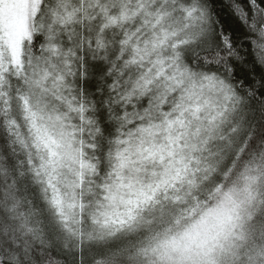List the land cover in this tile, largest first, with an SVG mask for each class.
I'll use <instances>...</instances> for the list:
<instances>
[{
  "label": "snow or ice",
  "instance_id": "obj_1",
  "mask_svg": "<svg viewBox=\"0 0 264 264\" xmlns=\"http://www.w3.org/2000/svg\"><path fill=\"white\" fill-rule=\"evenodd\" d=\"M0 264H264V0H0Z\"/></svg>",
  "mask_w": 264,
  "mask_h": 264
}]
</instances>
